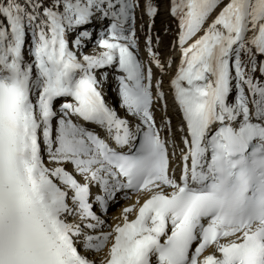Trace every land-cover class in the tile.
Instances as JSON below:
<instances>
[{"label": "snow or ice", "instance_id": "1", "mask_svg": "<svg viewBox=\"0 0 264 264\" xmlns=\"http://www.w3.org/2000/svg\"><path fill=\"white\" fill-rule=\"evenodd\" d=\"M157 12L0 0V264H264V0H168L175 136Z\"/></svg>", "mask_w": 264, "mask_h": 264}, {"label": "bare ground", "instance_id": "2", "mask_svg": "<svg viewBox=\"0 0 264 264\" xmlns=\"http://www.w3.org/2000/svg\"><path fill=\"white\" fill-rule=\"evenodd\" d=\"M156 1V0H155ZM168 7V6H167ZM167 15H169L168 14V12H167ZM156 17L158 16L159 17V15L158 14H156L155 15ZM136 18H137V21H136V27H137V31H139L140 32V25L141 24H143V17L141 16V14H139V13H137L136 14ZM147 18V17H146ZM159 18H161V17H159ZM158 19V18H157ZM169 19L172 21V19L169 17ZM159 20V19H158ZM153 25L154 26H156V22H155V17H154V23H153ZM152 25V33H153V36L155 37L156 35H159V33H157V32H155L154 31V26ZM161 28V27H160ZM146 29H147V27H145V31H146ZM144 35V34H143ZM141 40H142V38L140 37V52H141V59H143L144 57H145V53H142L143 52V50H142V46H143V44L141 43ZM162 43H164L163 42V38H162ZM154 47H156L157 48V51L160 53V56H162V54H161V51L163 50L161 47H158V46H156V45H154ZM176 49V48H175ZM91 50V46H89L88 48H85V52H89ZM178 56H179V52H178V50L176 49V51H175V55H173V56H171L172 57V68H170V69H168V71L165 73V75H164V81L166 82V84L168 85V83H167V81H168V79H169V77L173 74V72H174V69H175V67H176V64L178 63ZM167 67V66H166ZM153 69H155L156 70V72L158 73V71H157V69L155 68V66H153ZM111 87H112V85H111ZM164 93H165V99H167V101H171V94H170V91L168 90V91H164ZM106 97H108L110 100L109 101H111V102H114V101H116L117 100V97H116V92H114V91H112V90H108L107 91V95H106ZM168 104H169V102H167ZM170 105V104H169ZM170 106H172V107H174L173 105H170ZM172 107H169V108H167V115L169 116V117H171V119L172 120H174L173 122H174V124H178L177 122H179V117L178 116H176L175 114H174V111H173V109H172ZM118 113H120V112H118ZM124 113H122L121 115H123ZM154 115H156V122H157V125H159V122H160V118H161V116L163 115V113H156L155 111H154ZM45 159V158H44ZM47 164V163H46ZM135 198V195H132V196H130V199H128V200H121V202H119V203H117V205H115L114 207H112L111 209H109L108 210V212H107V217H108V219H107V221L106 222H108V223H114L115 221L112 219V217L113 216H116V215H118V210H119V208L120 207H122L123 205H125V204H127V203H131L132 201H133V199ZM129 218H131V215H130V217ZM81 250V252H83V249L81 248L80 249ZM85 254H87V253H85ZM90 258H91V255H90Z\"/></svg>", "mask_w": 264, "mask_h": 264}, {"label": "rangeland", "instance_id": "3", "mask_svg": "<svg viewBox=\"0 0 264 264\" xmlns=\"http://www.w3.org/2000/svg\"><path fill=\"white\" fill-rule=\"evenodd\" d=\"M155 3L157 4V7H158V12L157 14L159 15V18L158 16L156 17L155 16V22H156V26H154V31L159 33V36H160V44L158 45V47H161L163 50L161 51V58H164L165 56H172V55H175V48L172 47L171 45V42L175 36V30H176V26H175V22L173 23V21H171L169 19V15H167V6H168V0H156ZM139 13L141 14V16L143 17V24L145 25V27H147V24H148V18H146L147 16L146 15H143L142 14V11L140 9H138L136 11V14ZM215 13H213L214 15ZM159 20H158V19ZM171 18V17H170ZM211 19V17L209 18ZM136 21H137V18H136ZM161 27V28H160ZM167 27L168 31L165 32L164 31V28ZM147 31V29H146ZM145 31V32H146ZM145 33L143 32H139L137 31V36L140 38H142L141 40V43L143 44V37ZM162 38H163V42L162 43ZM164 56V57H163ZM172 120V119H171ZM174 120H172L173 122ZM176 126L177 124H173V133L175 132V129H176ZM175 134V133H174ZM121 202V200L119 201ZM118 202V203H119ZM117 205V204H115ZM115 205H111L109 207V209H111L112 207H114ZM108 209V210H109Z\"/></svg>", "mask_w": 264, "mask_h": 264}]
</instances>
